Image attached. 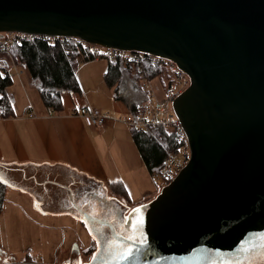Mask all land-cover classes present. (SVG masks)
<instances>
[{"label": "water", "instance_id": "1", "mask_svg": "<svg viewBox=\"0 0 264 264\" xmlns=\"http://www.w3.org/2000/svg\"><path fill=\"white\" fill-rule=\"evenodd\" d=\"M12 32L150 54L189 79L172 102L189 160L140 205L64 163L0 161L42 216L83 223L80 264H264V0H0Z\"/></svg>", "mask_w": 264, "mask_h": 264}, {"label": "rangeland", "instance_id": "2", "mask_svg": "<svg viewBox=\"0 0 264 264\" xmlns=\"http://www.w3.org/2000/svg\"><path fill=\"white\" fill-rule=\"evenodd\" d=\"M99 60L102 65H106V58H99ZM81 64L83 63L79 65L81 66ZM96 68L95 65L81 66L80 72L77 71L79 79L83 80L88 75L91 85V78L94 76ZM17 69L22 72V82L28 83L31 78L26 69L21 66ZM12 81L13 85L10 88L16 115L24 114L28 107L35 108L36 111L47 112L41 99L33 98V95H36L34 89L26 85L25 89L31 98L28 99L24 89L21 88L23 95L20 94L18 88L20 85L17 79L13 78ZM146 90L153 99H164L170 90H177V87L172 85L170 88L167 83H162L155 78L146 82ZM87 100L90 102L86 104L85 108L101 110H106L105 108L113 103L110 99ZM124 111V108H121L117 112V117L106 112L120 121L126 114ZM114 134L117 138L115 143L117 150L116 153L114 152V158L121 177L113 180L119 179L126 182L127 196L118 197L123 198L131 207H134L157 195L163 187V179L160 175L153 177L149 175L137 152L128 126L120 121L118 130ZM119 156L120 160H118ZM90 247L95 249V243L81 222L69 216H42L32 207V200L29 196L11 188L7 189L5 203L0 214V250L6 254V259L20 262L29 258L44 264H66L65 262H69L70 258H75L76 250L80 255H84L77 259V264H80L88 261L91 257L92 253L90 255L86 253ZM70 263L73 264L74 260Z\"/></svg>", "mask_w": 264, "mask_h": 264}, {"label": "crops", "instance_id": "3", "mask_svg": "<svg viewBox=\"0 0 264 264\" xmlns=\"http://www.w3.org/2000/svg\"><path fill=\"white\" fill-rule=\"evenodd\" d=\"M100 62L99 58H96L81 64V66H97L94 76L91 78V85L88 75L83 80L79 79L77 71L80 72L81 66L78 64L75 75L80 92L78 94L63 95L60 112L52 113L48 110L47 112H41L40 110H34L35 108L28 107L22 115L15 114L11 118H0V161L17 164L52 165L64 163L79 172L87 173L104 184L120 181L127 188L126 182L119 179L113 180L121 177L114 158V152L116 153L117 150V146L115 148L117 138L114 133L117 132L118 124L120 123L115 118L117 117V112L121 108H124L126 113L130 111L123 103L113 100L112 91L108 88L103 78L107 63L102 65ZM15 67L17 73H14L11 77L12 80L13 78L17 79L20 85V87L18 86L20 94L23 95L22 89H24L28 99H31L28 96L29 92L25 89L27 85L35 90L36 95H33V98L40 99L39 84L32 80L28 81V83H23L22 72L17 69L19 66L15 65ZM12 69L11 73L16 71ZM9 90L12 96L11 88ZM87 99H110L113 102L109 104V107L105 108L106 110L100 109L103 112L108 111L115 116L112 117L109 114L110 117L106 122V126L101 130L87 127L80 115L86 104L90 102ZM120 159L119 156L118 160ZM48 216L71 217L67 214L56 213ZM0 261H5V258Z\"/></svg>", "mask_w": 264, "mask_h": 264}, {"label": "trees", "instance_id": "4", "mask_svg": "<svg viewBox=\"0 0 264 264\" xmlns=\"http://www.w3.org/2000/svg\"><path fill=\"white\" fill-rule=\"evenodd\" d=\"M11 59L14 65L25 68L31 80L39 84V96L45 108L52 113H58L62 109L63 95L80 92L75 75L78 64L95 58L86 48L75 46L73 39L61 38L34 39L14 44ZM103 78L112 91L113 100L123 103L131 113L136 114L139 106L149 97L146 82L156 78L170 86L172 75L169 70L150 67H146L144 73L140 74L132 71L121 60L107 59ZM11 85L9 60L0 56V118L2 119L15 116L9 91ZM130 131L136 149L152 177L160 173L167 159V153H176L180 147L177 141L178 134L174 129L159 127L155 131L157 139L135 129ZM106 187L114 197L127 196L126 188L120 181L108 182ZM7 189L8 187L0 181V214ZM93 250L90 247L86 253L90 255Z\"/></svg>", "mask_w": 264, "mask_h": 264}, {"label": "built area", "instance_id": "5", "mask_svg": "<svg viewBox=\"0 0 264 264\" xmlns=\"http://www.w3.org/2000/svg\"><path fill=\"white\" fill-rule=\"evenodd\" d=\"M34 39H61L50 38L43 36H36L18 32L12 33H0V56L7 57L9 59L10 67L16 70L15 65L11 59V50L14 44L29 42ZM75 46H82L91 53L94 58H107L109 60H121L123 64L130 67L132 71H136L140 74L144 73L146 67L156 69H166L171 72L172 79L170 88L172 85L177 87V90H170L164 99H153L149 95L140 106L139 111L136 114L127 112L123 118L120 119L130 129H135L139 132L148 133L155 138V131L159 127L174 129L178 134L180 147L176 153H167V159L164 162L161 169L160 177L163 179L162 185H166L167 181H171L177 173L187 164L189 160V145L184 135L183 130L180 127L179 121L173 111L172 102L174 99L189 85V79L181 72L171 61L156 57L146 53L140 52H128L115 49H105L98 46H92L83 43L79 39H73ZM103 51V52H100ZM17 73H11V76ZM81 117L87 127L92 129L101 130L106 126V122L109 119V114L96 108H84L81 111ZM0 264H44L34 260L16 261H0Z\"/></svg>", "mask_w": 264, "mask_h": 264}, {"label": "flooded vegetation", "instance_id": "6", "mask_svg": "<svg viewBox=\"0 0 264 264\" xmlns=\"http://www.w3.org/2000/svg\"><path fill=\"white\" fill-rule=\"evenodd\" d=\"M72 249H74V248H72ZM75 258L73 257L72 259L70 258L69 259V262H65L66 264H71L70 262H72L73 260H76V259H78V258H80V257H83L84 255H80L76 250H75ZM70 257V256H69ZM71 257H72V255H71ZM3 258H5L6 259V254L3 252V251H1L0 250V260L1 259H3ZM6 260H9V259H6ZM71 260V261H70Z\"/></svg>", "mask_w": 264, "mask_h": 264}, {"label": "snow or ice", "instance_id": "7", "mask_svg": "<svg viewBox=\"0 0 264 264\" xmlns=\"http://www.w3.org/2000/svg\"><path fill=\"white\" fill-rule=\"evenodd\" d=\"M137 211H138V210H137ZM137 223L140 224V223H142V221H138Z\"/></svg>", "mask_w": 264, "mask_h": 264}]
</instances>
